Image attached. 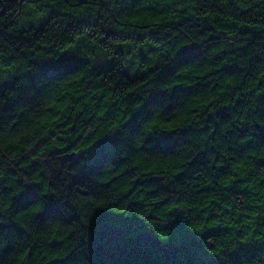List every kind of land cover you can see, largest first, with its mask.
I'll use <instances>...</instances> for the list:
<instances>
[{
    "label": "trees",
    "instance_id": "trees-1",
    "mask_svg": "<svg viewBox=\"0 0 264 264\" xmlns=\"http://www.w3.org/2000/svg\"><path fill=\"white\" fill-rule=\"evenodd\" d=\"M0 200V264H93L97 206L264 264V0H0Z\"/></svg>",
    "mask_w": 264,
    "mask_h": 264
},
{
    "label": "snow or ice",
    "instance_id": "snow-or-ice-1",
    "mask_svg": "<svg viewBox=\"0 0 264 264\" xmlns=\"http://www.w3.org/2000/svg\"><path fill=\"white\" fill-rule=\"evenodd\" d=\"M43 71H55L54 68L42 69ZM107 144L101 142L96 145L95 151L98 155H104L107 151ZM17 197L19 209L28 208L29 205H37L35 212H41L38 202L47 193H42L39 188L28 187L14 193ZM98 211L92 219L91 225L86 221L83 227L90 233L89 240L91 248L94 249L95 260L93 264H102V233L107 229V242L113 245L115 237L132 238L138 243L149 245L159 256V264H217V256L221 253H209L207 248L200 244L196 235L184 226L176 229L171 227V234L161 236L149 227V224L134 220H124L123 217H108L106 213L97 206ZM7 212L0 200V232L8 226ZM200 231V229H196ZM74 264H79L75 261ZM236 264H239L238 258Z\"/></svg>",
    "mask_w": 264,
    "mask_h": 264
}]
</instances>
